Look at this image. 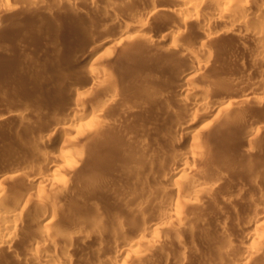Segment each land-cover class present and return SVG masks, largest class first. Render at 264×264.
<instances>
[{
	"label": "bare ground",
	"instance_id": "6f19581e",
	"mask_svg": "<svg viewBox=\"0 0 264 264\" xmlns=\"http://www.w3.org/2000/svg\"><path fill=\"white\" fill-rule=\"evenodd\" d=\"M23 1L48 15L54 13L45 0ZM54 1L77 9L74 0ZM4 2L5 12L11 15L10 4ZM86 2L94 9L99 7L98 0ZM168 2L179 26L157 32L150 28L157 7L153 4L136 23L114 19L118 36L91 39L88 44L93 51L104 48L108 53L135 40L143 39L150 48H157L170 39L168 48L174 60L188 58L195 65L192 73L175 77L173 88L161 91L171 101L158 105L139 101L135 92H128L108 72L105 63L98 69L51 79V89L62 84L67 91L43 89L51 100L43 129L34 127L38 120L32 103L16 107L6 99L0 104V138H16L26 150L16 162H5L0 154V264H7L6 256L21 264H78L84 249L91 247L106 254L105 264H144L160 251L166 253L160 262L155 260L157 264H264V147L256 141L264 120L256 121L250 113L240 118L251 102L264 104V88L258 93L246 89L233 98V94L221 95L224 89L206 84L219 79L232 90V82L240 81L220 72L230 70L232 58L248 71L252 66L264 68V0ZM110 9L99 12L112 18ZM44 44L48 47L50 43ZM18 48L19 52L5 56L6 62L33 58L30 51ZM100 55L108 57L104 52ZM212 66L215 71L209 70ZM257 79L264 82V69ZM90 94L98 98L83 100ZM200 113L210 114L209 132L193 128L192 119ZM130 114L137 116L131 127L125 125ZM150 115H162L166 125L158 129L159 142L143 138L151 126ZM9 123L16 128L30 125L29 138L10 134L5 127ZM46 133H60L65 151L54 154L41 148ZM188 142L190 148L179 149ZM234 143L240 154L229 151ZM255 150L263 151V156L245 161ZM94 151L98 156L93 158ZM89 154L90 159L86 158ZM84 159L93 163L92 170H87L89 162ZM59 160L65 164L56 168L54 162ZM155 164L163 167L151 178H137L139 174L131 172ZM106 168L117 176L127 174L129 182L122 177L105 180L108 177L102 170ZM243 174L252 178L239 177ZM68 175L82 177L84 182L76 185ZM107 181L106 188L120 192L118 196L129 199L132 207L124 208L122 216L119 213L113 221L103 216L98 205L109 206L110 198H99L100 202L91 205L95 198L91 188ZM241 198L247 202L241 204ZM211 202L215 211L212 219H206L204 212ZM133 207L138 213L129 215Z\"/></svg>",
	"mask_w": 264,
	"mask_h": 264
},
{
	"label": "rangeland",
	"instance_id": "374dc122",
	"mask_svg": "<svg viewBox=\"0 0 264 264\" xmlns=\"http://www.w3.org/2000/svg\"><path fill=\"white\" fill-rule=\"evenodd\" d=\"M4 1L5 0H0V104L6 102V99L8 100L7 103H13L16 107H25L32 103L33 108L36 110V119L38 120L37 124H34V127L36 126L37 129L44 128L45 122L49 120L50 114L47 102L51 100H49L48 93L44 94L43 89L48 88L55 92L67 91V87L62 84H57L51 89L53 85V80L51 79L59 75L67 77L75 72H80L81 74L84 73L85 70L93 68L98 69L106 63L107 70L109 69L108 72L115 76V78L117 77V79L123 83L121 86L126 88L128 92H135L139 97V101L147 100L158 105L160 101H171L170 95L167 93V95H165L162 92L163 90L173 88L172 85L177 75H187L192 73L195 69V65L188 58L187 60H174L173 50L168 48L169 44H172L170 39L163 40V44L157 48H150L148 43L143 39L135 40L124 43L123 46H119L117 49L114 48L116 49L115 52L110 50L108 53H106V49L104 48L93 51L88 44V40L91 39L99 41V39L118 36L120 30L115 26L114 19H124L131 23H136L143 18L142 13L144 10L151 7L153 4L154 7H157L150 18V28L157 32L166 30L173 25L179 26V21L175 19L171 11L173 7L168 2L169 0H98L99 7L95 9L92 8L86 0H74L78 2L77 9L75 10L70 7L68 8L65 4L56 3L55 1L53 2V0H45V6L49 5L54 11L52 15H48L41 7L36 9L28 7L23 0H7L8 4H10L9 9L13 12L9 15L10 13L8 11V13L5 12L7 7ZM101 8H113L114 16L111 18L101 14L99 9L101 12H104ZM85 14H87V16ZM40 24L45 25V27H40ZM188 27L193 29L191 25H188ZM48 28H51L49 33H45ZM55 32L56 34L53 35ZM225 38L226 37L223 39L222 37L220 39L225 41L227 40V38ZM44 42H46V44L49 42V46L46 47ZM18 47H20L21 50L25 49L26 51H30L33 58L23 60L22 57H18L13 63L6 62L5 56L7 54L19 52ZM236 48L233 47V50H236ZM103 52L105 57L108 56L105 59L100 55ZM204 53H206V51ZM230 60V70L220 69V72L223 71V73H221H225L224 76L229 75V77L232 76V78L236 77L238 78V82H240H232V90L227 89L230 85L222 83L219 79H216L213 83L208 82L206 84H209L215 89H224V92H220V94H233V98H237L244 92H249V89L258 93L264 88V82L257 79L258 74L263 71V67L259 68L258 66H252L249 68L250 71L246 68V71H244L245 69L242 67L239 68V65L235 63V59L232 58ZM218 64L219 63L216 62V66ZM213 66L209 68L210 71H215ZM232 80L234 81V79ZM246 89L247 91H245ZM88 96L92 100L98 98L95 94L81 97H84V100L86 97L88 98ZM217 98L213 97L212 99L217 100ZM247 111V113L244 112V114L240 116L241 119L252 115L256 121L264 120V104L257 105L256 102H251ZM248 113L250 114L247 115ZM161 116L162 115H157L151 118L150 115V120L153 123L151 122L150 128H147L146 132L143 134L145 141H160L159 136L157 137L158 129L166 128V125L161 122ZM136 117V115L130 114L125 125L131 127ZM210 119V114L208 113L198 114L196 118L192 119L194 123L193 128L202 133L209 132L212 129V124L209 123ZM15 125L16 124L9 123L5 125V127L12 135L16 133V135L21 138H29L27 135L30 125H24L19 128H16ZM260 132L262 134H260L256 141L259 142V146L262 148L264 147V126H261ZM0 139H2L0 143L2 146L0 154L3 161L16 162L23 152L26 151L24 146L17 141L16 138L11 141L5 136H1ZM8 143H11V145H8ZM183 144L179 146L180 150L190 148L189 142ZM39 146L54 154L65 151V148H63V136L60 133H46L44 142L41 141ZM236 147L234 143L229 151L232 152V154L240 151H237ZM94 153L93 158L98 156L96 151H94ZM237 154L240 153L238 152ZM262 154L263 151L255 150L248 157H245L244 160L247 161L250 159L256 161L263 156ZM90 157L91 155L89 154L86 158L90 159ZM1 159L0 161H2ZM88 159H84L85 162H89ZM71 162L75 163L74 161ZM54 163L57 166L56 168H60L65 164L60 160ZM86 164L87 170L93 169L92 162ZM161 167H163L162 164H155L153 166L141 168L142 170H140V168H132L131 172H137V174H139L137 175L138 177L136 176L137 178H151L155 173L161 170ZM239 169L244 170L242 168ZM102 173L108 177L105 180H110L112 177H122L123 182L126 180L127 183L129 182L127 174L117 176L114 174L113 170L109 168L103 169ZM54 176L57 177L56 174H54ZM68 177L73 179L70 175H68ZM239 177L252 178V175L243 174ZM75 178L72 182L76 180V185L84 182L82 177ZM106 187H108V181L95 185L93 189L91 188V196L94 195L93 197L98 198L96 200L92 197V202L90 196L88 202H92V205L100 202L101 199H103L102 197L110 198V203H108L109 206L106 205L103 207V204L98 205L102 214L104 213L103 216L113 221L115 220L113 217L119 216V213L121 214L120 211L126 207H130L131 204L129 203V199L118 196L120 192L114 191L111 193L113 190L110 188L107 189ZM65 197L67 196L65 195ZM240 200L241 204L247 202L246 198H241ZM130 209H132V207H130ZM133 209L135 210L134 207ZM144 209L145 210H142V212L148 216L149 210L146 208ZM134 210L132 211L133 213L129 215L138 213V210ZM214 211L215 207L211 202L204 212L205 218L212 219ZM127 216H123V218L128 219ZM110 222H106L105 224H110ZM230 229L232 228L230 227ZM165 253L166 251L155 252L144 264H148V262L151 264L157 261L160 262V260L164 258ZM5 258L8 260L7 264H21L14 261L10 256H6ZM151 260L153 262H151ZM77 263L105 264L106 254L103 252L98 253L92 247L87 248V250L84 249L83 254L78 257ZM199 263L200 262L197 261V264Z\"/></svg>",
	"mask_w": 264,
	"mask_h": 264
}]
</instances>
